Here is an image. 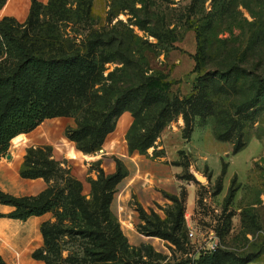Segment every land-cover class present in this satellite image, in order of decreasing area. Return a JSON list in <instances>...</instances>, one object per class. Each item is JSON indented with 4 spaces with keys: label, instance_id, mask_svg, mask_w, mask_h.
<instances>
[{
    "label": "trees",
    "instance_id": "1",
    "mask_svg": "<svg viewBox=\"0 0 264 264\" xmlns=\"http://www.w3.org/2000/svg\"><path fill=\"white\" fill-rule=\"evenodd\" d=\"M7 1L0 0V7ZM119 1L115 16L128 11L137 19L138 2ZM206 1L192 0L184 22L188 30L195 32L198 42L193 70L197 78L188 96L175 94L172 90L175 83L167 77L149 75L144 70L147 65L144 60H135L129 49L135 40L169 51L177 42L170 25L146 30L157 44L144 41L130 29L128 33L95 32L76 44L60 34L58 25L91 22L90 0H75V3L50 0L47 5L32 0L25 24L12 18L0 21V159L8 155L15 140L30 134L45 121L69 117L82 109L97 85L102 87L95 95L99 99L101 93L104 107L97 112L94 109L89 119L99 115L102 119L99 125L90 122L81 125L82 129L73 137L79 144L86 142L82 148L84 153L94 154L101 150L113 133V123L126 112L133 117L127 138L141 154L180 116L191 135L196 117L212 118L216 139L222 142L237 139L233 154L242 152L248 145L242 130L253 124L255 117L264 110V64L257 60L256 53L243 45L233 47V51L225 50L222 57L216 56L217 60L212 59L210 32L224 16L226 2L217 4L214 15L210 14L204 21L198 17V6ZM142 6L152 10L157 7L156 0ZM151 20L155 25L154 18ZM134 25L145 31L143 20L138 18ZM219 42L225 44L226 49L231 43L229 40ZM109 63L123 66L105 78V65ZM130 78L133 82L127 83L128 87L121 85ZM64 172L56 162L49 160L48 154L29 149L20 172L22 178L44 179L47 183L55 181L54 187L37 196L24 197L0 190V204L14 208L9 214L0 213V219L27 221L31 217L53 214L54 221L41 226L43 245L33 253V259L44 264H141L130 252L128 239L111 208L115 188L124 180V174L119 170L106 176L101 171L98 179L91 181V192L86 196L81 183L62 178ZM226 174L223 168L222 175ZM182 222L177 223L170 234L158 231L150 235L179 244L177 235L185 229ZM68 244L77 249L64 257ZM233 259L234 256L220 249L214 254L201 255L195 264L251 262L248 259L239 263ZM0 264H6L1 255Z\"/></svg>",
    "mask_w": 264,
    "mask_h": 264
},
{
    "label": "rangeland",
    "instance_id": "2",
    "mask_svg": "<svg viewBox=\"0 0 264 264\" xmlns=\"http://www.w3.org/2000/svg\"><path fill=\"white\" fill-rule=\"evenodd\" d=\"M37 1L47 5L50 0ZM64 1L75 3V0ZM90 1L91 22L60 23L59 31L64 38L79 44L95 32L128 33L127 29H130L144 41L157 44L146 30L170 25V30L177 36L172 49L163 51L158 46L149 47L133 40L134 45L129 48L131 56L135 60H144L147 64L144 70L149 75H163L175 83L172 88L175 94L188 96L192 93L197 78L193 70L198 42L195 32L184 25L192 0H156L157 7L152 10L142 6L152 0H130L138 2L135 14L137 19L144 21L145 31L134 25L137 19L128 11L115 16L119 0ZM223 1L226 2L224 16L218 17L220 20L210 32L212 59L222 57L225 50L233 51V47L243 45L256 53L257 60L264 64V0H207L198 6L199 19H209L210 14L214 15L216 5ZM31 2L8 0L0 7V21L12 18L25 24ZM225 40L231 42L227 49L219 42ZM122 66L106 64L104 77ZM132 82V78L126 79L121 85ZM101 87L94 88L78 112L47 120L30 134L18 138L21 142L15 140L8 155L0 159V185L17 195L31 190L34 194L31 196L54 187L55 181L47 183L44 179L22 178L20 172L29 149L48 154L49 160L65 171L62 178L81 183L86 196L91 192V181L97 180L101 171L109 176L120 170L125 178L115 188L111 208L136 261L141 264H195L201 255H205L202 250L205 245L198 241L213 232L219 237L223 252L234 256L233 260L240 263L249 259L251 262L247 264H264V110L255 117L253 124L242 130L248 145L237 155L233 154L237 139L218 141L212 118L196 117L191 135L185 129L182 116L167 125L154 145L141 154L127 138L133 123L130 112L115 120L113 133L101 150L87 154L82 151L86 142L79 144L73 137L87 122L99 125L101 115L96 119H89V116L94 109V112L103 110L101 93L99 99L95 95ZM223 168L227 173L225 176L222 175ZM46 220L54 221L53 214H46ZM182 221L185 229L177 235L179 244L150 235L158 231L170 234ZM188 222L199 228L198 241L189 238ZM42 245L41 234L40 247L35 251ZM73 246L68 244L64 257L77 249Z\"/></svg>",
    "mask_w": 264,
    "mask_h": 264
},
{
    "label": "crops",
    "instance_id": "3",
    "mask_svg": "<svg viewBox=\"0 0 264 264\" xmlns=\"http://www.w3.org/2000/svg\"><path fill=\"white\" fill-rule=\"evenodd\" d=\"M0 190L17 197L34 195L31 190H24L23 194L17 195L3 185H0ZM13 209L0 204L2 214H9ZM46 221V215L31 217L27 221L0 219V255L6 264H44L34 260L32 255L36 247H40L41 226Z\"/></svg>",
    "mask_w": 264,
    "mask_h": 264
},
{
    "label": "built area",
    "instance_id": "4",
    "mask_svg": "<svg viewBox=\"0 0 264 264\" xmlns=\"http://www.w3.org/2000/svg\"><path fill=\"white\" fill-rule=\"evenodd\" d=\"M188 236L192 241H198L200 234L199 228L195 225H190L188 222ZM202 238L204 236L202 235ZM200 245H205L202 250L204 251V254H214L218 250L222 249V243L219 239V237L215 233H210L207 238L202 239L201 241H198Z\"/></svg>",
    "mask_w": 264,
    "mask_h": 264
},
{
    "label": "bare ground",
    "instance_id": "5",
    "mask_svg": "<svg viewBox=\"0 0 264 264\" xmlns=\"http://www.w3.org/2000/svg\"><path fill=\"white\" fill-rule=\"evenodd\" d=\"M17 142H21V139H18Z\"/></svg>",
    "mask_w": 264,
    "mask_h": 264
},
{
    "label": "water",
    "instance_id": "6",
    "mask_svg": "<svg viewBox=\"0 0 264 264\" xmlns=\"http://www.w3.org/2000/svg\"><path fill=\"white\" fill-rule=\"evenodd\" d=\"M8 158L10 159V156H8Z\"/></svg>",
    "mask_w": 264,
    "mask_h": 264
}]
</instances>
